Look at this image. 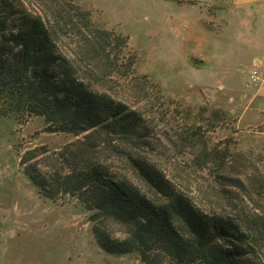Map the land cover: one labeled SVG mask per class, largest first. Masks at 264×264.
<instances>
[{
  "label": "trees",
  "instance_id": "1",
  "mask_svg": "<svg viewBox=\"0 0 264 264\" xmlns=\"http://www.w3.org/2000/svg\"><path fill=\"white\" fill-rule=\"evenodd\" d=\"M47 11L45 18L24 2L0 0V115L42 116L48 132L76 138L23 154L24 173L41 195L75 199L91 211L96 240L112 255L137 252L144 264H264V206L239 214L204 208L136 152L150 144L143 130L161 113L145 110L147 87L167 100L159 84L137 75L127 39L95 27L71 0H52ZM184 128L181 138H190L198 159L224 171L229 148L221 153L207 137L198 141L204 126ZM244 174L233 180L264 203V174Z\"/></svg>",
  "mask_w": 264,
  "mask_h": 264
},
{
  "label": "rangeland",
  "instance_id": "2",
  "mask_svg": "<svg viewBox=\"0 0 264 264\" xmlns=\"http://www.w3.org/2000/svg\"><path fill=\"white\" fill-rule=\"evenodd\" d=\"M19 1L45 18L50 14L47 10L52 0ZM71 2L91 14L95 27L127 39L129 52L137 59V75H148L163 89L166 105L156 90L146 89L145 110L161 113L151 121L150 130H143L144 135L148 131L147 140H143L150 144L138 146L136 152L153 160L204 208L239 214L264 206L246 197L233 180L247 171L264 174V98L260 95L264 82L252 87L247 73L231 80L224 75L235 72L238 64L221 65L220 80H206L211 72L198 71L201 65L194 51L188 53L195 57H190L191 61L187 52L181 57L173 51L183 43L177 37L182 32L181 18L166 16L160 0ZM175 22L176 37L165 29L167 23L171 27ZM189 44H184L187 49ZM115 85L123 96L125 83L119 80ZM168 107L167 116H163ZM184 122L204 126L201 133L205 134H199L198 141L207 137L210 146L221 153L229 148L224 171L214 160L200 161L190 138L182 140ZM47 127L42 116L0 115V264H144L137 252L107 253L94 235L91 211L75 199L43 197L25 175L21 160L26 151L39 146L55 151L76 140L72 135L48 132ZM190 129L189 133L195 134V128ZM124 143L134 146L132 140ZM121 169L134 176L126 162L121 161Z\"/></svg>",
  "mask_w": 264,
  "mask_h": 264
},
{
  "label": "crops",
  "instance_id": "3",
  "mask_svg": "<svg viewBox=\"0 0 264 264\" xmlns=\"http://www.w3.org/2000/svg\"><path fill=\"white\" fill-rule=\"evenodd\" d=\"M158 3L166 16L181 18L182 32L177 37L183 43L173 51L181 57L187 52L190 61L194 55L188 53L194 51L200 60L198 71L211 72L206 80H220L221 65H239L235 72H225L230 80L239 74L250 76L255 68L264 74V0H160ZM174 25L178 22L171 27L167 23L165 29L176 37L178 26ZM193 65L197 64L193 61ZM262 86L260 95L264 98Z\"/></svg>",
  "mask_w": 264,
  "mask_h": 264
},
{
  "label": "built area",
  "instance_id": "4",
  "mask_svg": "<svg viewBox=\"0 0 264 264\" xmlns=\"http://www.w3.org/2000/svg\"><path fill=\"white\" fill-rule=\"evenodd\" d=\"M219 1V0H214ZM264 82V74L257 68L253 69L250 74L249 84L252 87H258Z\"/></svg>",
  "mask_w": 264,
  "mask_h": 264
}]
</instances>
